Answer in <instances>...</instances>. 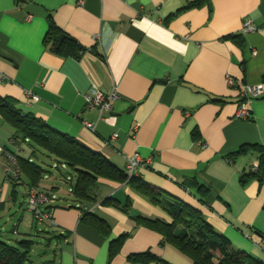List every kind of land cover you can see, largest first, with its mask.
<instances>
[{
    "label": "crops",
    "instance_id": "crops-1",
    "mask_svg": "<svg viewBox=\"0 0 264 264\" xmlns=\"http://www.w3.org/2000/svg\"><path fill=\"white\" fill-rule=\"evenodd\" d=\"M191 1L0 0V74L7 76L0 96L125 171V155L151 156L140 178L199 209L236 247L264 261V182H241L259 164V153L229 161L243 144H264V96L249 103V119L237 116L241 86H264V0H211L176 14ZM248 19L257 30L244 34ZM50 22L85 48L80 56L50 48ZM229 35L243 40L224 38ZM94 84L119 93L103 119L86 108L85 94ZM84 121L95 122V131ZM14 131L0 113V146L30 157L32 148L15 143ZM39 161L48 169L40 189L50 194L55 222L35 220L26 207L29 187L6 180L0 154V238L7 222L15 235L46 231L35 226L39 222L51 226L47 243L28 239L37 241L34 251L43 245L42 254L50 257L44 264H194L132 218L166 215L130 185L100 177L94 198L78 200L75 182L63 174L71 175L68 167L42 155ZM197 184L208 189L205 202ZM128 203L130 212L123 209ZM121 235L127 237L110 261L111 242ZM145 252L155 258H132Z\"/></svg>",
    "mask_w": 264,
    "mask_h": 264
},
{
    "label": "trees",
    "instance_id": "trees-1",
    "mask_svg": "<svg viewBox=\"0 0 264 264\" xmlns=\"http://www.w3.org/2000/svg\"><path fill=\"white\" fill-rule=\"evenodd\" d=\"M206 2L210 3L211 0L191 1L187 6L179 9L176 14L186 9L200 7ZM171 17H168L167 21ZM63 34L66 37L62 44H59ZM224 38L232 39L237 43H241L243 40L241 35H229ZM45 41L52 50L65 56L74 55L78 57L80 52L85 50L75 38L64 33L53 22H50ZM0 113L15 129L14 142H24L32 148V154L27 158L8 149L17 153L23 172L22 181L16 182V187L18 184H26L28 187L40 189L44 174L48 171L43 162L39 161L40 155L54 158L57 162L65 164L70 173L75 172L76 180L72 192L78 200L94 198L91 190L100 177L133 187L150 203L160 208L166 217L136 215L132 218L138 224L162 234L165 243L175 246L180 252L192 259L194 264H264L263 260L236 247L227 236L218 232L199 209L146 182L138 174L129 176L127 170L119 168L103 154L91 149L76 137L54 129L34 114L24 113L12 99L0 96ZM194 136H197V131L194 132ZM249 151L259 153V167L257 171H254L252 167L245 171L241 182L245 185L252 178L264 182V144H243L237 151L231 153L229 158L234 159V156ZM197 190L201 194L200 201L205 202L207 187L203 184H197ZM104 202L120 207L122 205L112 198H106ZM129 206L130 203L125 204L123 209L130 212ZM96 221L99 226L103 227L102 219L96 218ZM126 237V235H121L111 242L110 261ZM36 244L37 241L34 239L23 238L12 243L0 238V264H35L34 247ZM132 258L150 260L154 259L155 256L151 252H145L135 254Z\"/></svg>",
    "mask_w": 264,
    "mask_h": 264
},
{
    "label": "built area",
    "instance_id": "built-area-1",
    "mask_svg": "<svg viewBox=\"0 0 264 264\" xmlns=\"http://www.w3.org/2000/svg\"><path fill=\"white\" fill-rule=\"evenodd\" d=\"M26 1V0H24ZM31 17V16H30ZM257 30V27L251 19L244 21L242 32L247 34L249 32ZM253 54L256 55L257 51L253 50ZM7 79L5 74H0V81ZM227 81L230 85H233L234 79L232 76L227 75ZM241 99L239 103V109L237 116L242 119H249L251 112L249 109V103L264 96L263 85L244 84L240 89ZM119 97L118 90L113 88L110 91H104L97 85H92L89 92L85 94L86 108L90 110H96L99 114V118H105V114L111 112L114 107V102ZM84 125L91 131H95L96 123L90 121H84ZM118 136L117 133L113 134V138ZM0 154L6 158L4 163V169L6 172V180L19 182L22 181L23 172L19 163L18 155L16 152H12L3 146H0ZM127 173L129 176L137 175L139 170L145 168L152 162V157L144 158L139 152L125 155ZM232 163L234 160L229 158ZM259 164L252 166L254 171H257ZM51 197L46 192L37 187H29L28 195L26 199V207L29 209L35 218L39 222L54 223L52 208L50 206ZM248 235V234H247Z\"/></svg>",
    "mask_w": 264,
    "mask_h": 264
},
{
    "label": "rangeland",
    "instance_id": "rangeland-1",
    "mask_svg": "<svg viewBox=\"0 0 264 264\" xmlns=\"http://www.w3.org/2000/svg\"><path fill=\"white\" fill-rule=\"evenodd\" d=\"M47 167V166H46ZM63 174L66 176V177H69L71 178L72 182H75L76 180V174L75 172H72L71 175L70 174H67L65 173V171H63ZM68 183L70 180H67ZM70 186L68 185H65V188H69ZM65 191V190H64ZM65 192H63L64 194ZM62 195V194H61ZM58 198V196H57ZM17 215V214H16ZM35 226L39 229L41 228H47L46 231H35L33 232L34 234L33 235H29L28 232H26L25 230H20V234H13L12 232V229L14 227L13 225V222H7V225L5 226V229H4V234H3V239L7 240V241H10L12 243H16L17 240H20V239H23V238H34L36 240H43L44 243H47V240L45 239L46 237H48L50 235V233H52V231H48L50 225H42V224H39V222H35ZM36 228V230H37ZM51 228V226H50ZM55 239H53L54 241ZM44 251V248H43V245H39L35 248V251H34V256L36 257V261L37 263H45L46 260L50 259V257L46 254H42V252Z\"/></svg>",
    "mask_w": 264,
    "mask_h": 264
},
{
    "label": "water",
    "instance_id": "water-1",
    "mask_svg": "<svg viewBox=\"0 0 264 264\" xmlns=\"http://www.w3.org/2000/svg\"><path fill=\"white\" fill-rule=\"evenodd\" d=\"M65 37H66L65 34H63V35L60 37L59 44H62V42H63V40H64Z\"/></svg>",
    "mask_w": 264,
    "mask_h": 264
}]
</instances>
